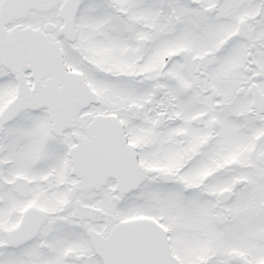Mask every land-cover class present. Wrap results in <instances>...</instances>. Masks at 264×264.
Returning a JSON list of instances; mask_svg holds the SVG:
<instances>
[{
	"label": "snow or ice",
	"instance_id": "1",
	"mask_svg": "<svg viewBox=\"0 0 264 264\" xmlns=\"http://www.w3.org/2000/svg\"><path fill=\"white\" fill-rule=\"evenodd\" d=\"M0 264H264V0H0Z\"/></svg>",
	"mask_w": 264,
	"mask_h": 264
}]
</instances>
